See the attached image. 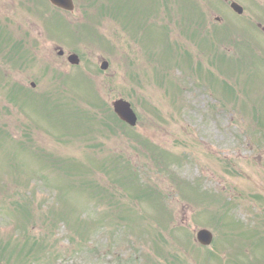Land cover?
I'll return each instance as SVG.
<instances>
[{
  "label": "rangeland",
  "instance_id": "rangeland-1",
  "mask_svg": "<svg viewBox=\"0 0 264 264\" xmlns=\"http://www.w3.org/2000/svg\"><path fill=\"white\" fill-rule=\"evenodd\" d=\"M74 2V12L64 13L45 0H0V264H47V253L53 254L51 264H119L118 255L138 250L146 254L142 261L147 264H231L233 259L259 256L264 261V152L256 146L262 142L256 139L257 131L262 129L264 135V117H235L228 111V99L221 101L223 92L216 88L219 79L226 83L225 73L234 71L222 50L230 49V43L238 45L230 37L238 29H228L222 22L238 23L236 15L224 11L218 1L211 16L208 0H166L172 3L173 15L164 14L160 75L169 76L163 84H149L142 81L154 79L155 65L146 67L145 74L135 69L139 74L131 78L132 67L144 65L142 54L130 46L132 37L121 29L132 21L123 15L124 20L117 21L112 20L114 15H97L96 0ZM119 4H134L137 11L144 7L140 0ZM191 5L198 21L189 25ZM214 16L224 19L216 22ZM200 21L204 22L199 38ZM241 33L253 43L247 29ZM154 37L156 42L158 36ZM58 48L76 53L81 66L62 62ZM102 60L109 63L105 71L99 69ZM175 69L182 73L176 75ZM83 73L93 79V90L80 78ZM33 80L36 88L31 89ZM63 84L72 91L63 89ZM257 85L250 75L237 76V87L232 86L236 106L243 104L241 96L261 107L263 102L250 92ZM65 90L83 106L91 104L109 116L85 110L92 115L86 120H94L73 124L77 133L55 131L56 125H69L63 113L73 101ZM119 97L128 100L138 115L135 128H124L110 114V103ZM6 103L17 106L37 126L26 131L18 117L5 109ZM110 120H115L111 130L99 128V122ZM254 121L261 128L250 127ZM246 130L250 133L245 135ZM163 156H167L164 161ZM93 157L100 159L99 168L97 163L94 167ZM224 158L232 160L240 175ZM137 170L146 181L134 179ZM113 173L118 178L113 179ZM181 178L198 181L207 195L194 192L184 199ZM118 187L136 200L119 194ZM64 192L77 196H61ZM91 192L100 193L98 201L90 198ZM79 193L84 194L82 201ZM48 197L49 204L57 198L56 205L80 212L74 217L80 220L83 235L92 240L91 259L79 255L81 248L75 254L79 243L70 235H57L63 229L48 207ZM155 208L169 225L154 218ZM68 212L63 210L61 217ZM124 218L116 227L115 222ZM228 222L241 228L250 252L228 254L234 241L225 230ZM204 226L213 233V242L201 247L195 232ZM92 231L101 234L90 238ZM256 259L251 264H258Z\"/></svg>",
  "mask_w": 264,
  "mask_h": 264
},
{
  "label": "water",
  "instance_id": "water-1",
  "mask_svg": "<svg viewBox=\"0 0 264 264\" xmlns=\"http://www.w3.org/2000/svg\"><path fill=\"white\" fill-rule=\"evenodd\" d=\"M50 1L56 6H59L66 10H71L73 8L72 0H50ZM70 60H73V62H76V58L74 56H72ZM114 107H115L116 112H118L121 115H124V117L127 118L128 120L130 121L132 120L130 110L128 109V105L125 102L117 101L114 103ZM207 236H208L207 233L204 231H201L199 233L200 238L207 237Z\"/></svg>",
  "mask_w": 264,
  "mask_h": 264
}]
</instances>
